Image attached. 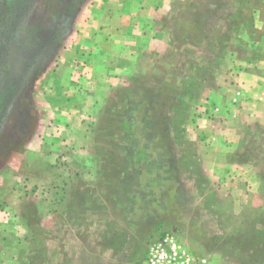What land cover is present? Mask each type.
Here are the masks:
<instances>
[{"label":"rangeland","instance_id":"rangeland-1","mask_svg":"<svg viewBox=\"0 0 264 264\" xmlns=\"http://www.w3.org/2000/svg\"><path fill=\"white\" fill-rule=\"evenodd\" d=\"M203 1L192 55L177 37L173 56L126 70L128 56L94 66L74 52L68 22L82 0H0V264H147L166 233L214 264H264L252 248L264 239V122L235 109L236 61L259 36L254 0ZM225 163L249 168L235 181ZM111 188L125 233L109 232Z\"/></svg>","mask_w":264,"mask_h":264},{"label":"crops","instance_id":"crops-1","mask_svg":"<svg viewBox=\"0 0 264 264\" xmlns=\"http://www.w3.org/2000/svg\"><path fill=\"white\" fill-rule=\"evenodd\" d=\"M193 2L201 7L200 21L204 16L202 8L208 6L203 0H82L68 22L70 24L69 34L74 37L72 39L78 42V46L74 47V52L87 51L92 55L94 54L96 56L93 60L94 66L102 65L100 64V57L104 56L109 59L108 56L125 55V57L128 56L129 60L126 61L130 64L126 62L128 67L123 69L131 70L130 65L133 63L136 65L144 62L143 64L155 66L159 61L158 57L161 55L173 56L178 48L174 41L180 37L183 39L182 46H180L181 51L190 56L193 54L190 47L193 36L188 30V25H192L194 20L191 12L194 8ZM249 2L252 3L249 0L246 3ZM253 2L254 5L249 11V17L250 24L254 25V31L251 27L250 32L255 33L256 29L259 36L254 44H250L247 59L241 62L236 61L239 65H236L238 76L237 74L235 76V87L239 91L235 102L239 106L235 109L239 111L236 114L238 116L243 114L242 116L250 115V117L254 116L258 119L263 117L261 119L264 122V0H254ZM63 36L64 34L60 36V39H63ZM247 38L250 40L252 36ZM152 55L154 58H151ZM106 59L103 61L111 67L113 64L111 59ZM225 166L234 169L239 168L237 171L233 169L236 177L233 175L232 177L235 181L244 178V176L239 177V174L244 175L249 168L245 164L230 165L228 163ZM250 179L247 180L250 182ZM262 179L264 178L262 177ZM250 191L251 193L245 192L249 197L254 192L253 188ZM123 199L124 197L120 194V204H118L116 191L111 188L109 200L111 210H108L107 207L106 215L110 216V218L108 217L109 223L115 224L110 231L108 230L112 235L113 232L125 233L128 231L130 215L126 213L128 211L124 207ZM184 213L185 218L191 216L186 210ZM44 217L45 214L43 215L41 212V221L44 220ZM126 226L127 228H125ZM51 242L49 237L44 241L46 250L50 247ZM108 248L110 252H114L112 246ZM125 248H127V244L124 246ZM80 256L67 254L55 257L46 256L40 259L42 264H81L84 258ZM110 257H112L111 254ZM5 261L9 264L13 262L14 264H26L27 262L31 263L32 259L25 257L19 263L13 261L12 258H6ZM85 261L87 264H92L87 258ZM214 263V260L207 261V264Z\"/></svg>","mask_w":264,"mask_h":264},{"label":"built area","instance_id":"built-area-1","mask_svg":"<svg viewBox=\"0 0 264 264\" xmlns=\"http://www.w3.org/2000/svg\"><path fill=\"white\" fill-rule=\"evenodd\" d=\"M146 263L207 264V260L203 257H194L170 233H166L148 244Z\"/></svg>","mask_w":264,"mask_h":264},{"label":"trees","instance_id":"trees-1","mask_svg":"<svg viewBox=\"0 0 264 264\" xmlns=\"http://www.w3.org/2000/svg\"><path fill=\"white\" fill-rule=\"evenodd\" d=\"M263 209V208H262ZM261 209V210H262ZM255 211H259V209H256ZM255 222H263V220L259 221V220H255ZM264 224V223H263ZM264 238V237H263ZM256 243L253 245L252 248H254L255 251L259 252L258 250H263L264 249V239H258L255 241Z\"/></svg>","mask_w":264,"mask_h":264}]
</instances>
